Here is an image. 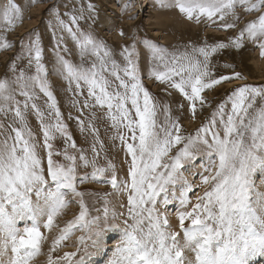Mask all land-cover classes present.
<instances>
[{
	"label": "snow or ice",
	"instance_id": "6c2138e0",
	"mask_svg": "<svg viewBox=\"0 0 264 264\" xmlns=\"http://www.w3.org/2000/svg\"><path fill=\"white\" fill-rule=\"evenodd\" d=\"M237 3L246 12L260 13L241 29L238 37L232 39L231 43L240 48L245 34L252 40L264 37V11H261L264 9V0H208L207 4L200 0H176L175 6L189 20L193 19L194 14L197 20L201 15H206L209 19L218 15L224 20L229 12H234ZM0 17L5 27H14L21 20L20 8L13 0H7L0 9ZM76 22L77 17L73 16L72 23ZM60 23L72 32L63 21ZM223 27L233 28L235 24L226 23ZM9 47L11 45L7 43L0 45V48ZM79 47L82 59L84 53L91 49L99 64L93 62L90 67L75 66L59 57L61 74L68 81L69 89L71 90L73 83L77 90H80L81 82L87 85L88 97L94 100L95 105L107 107L113 126L127 128L131 134L130 139L138 141L128 143L123 134L117 137L126 143L127 152L132 157L128 170L130 182L121 183L124 190L129 192L128 219L133 223L124 221L127 227L121 244L115 249L114 259L109 264H250L256 257H264V193L256 191L252 181V176L258 169L264 170V104L255 107L258 97L264 99V86L238 87L217 106L208 122L197 129L195 136L184 137L180 134L179 122L167 114V106L164 108V122L158 123L156 105L140 80L136 61L128 47L121 53L126 61L123 76L117 70L119 66L115 60H111V68L108 67L105 58L110 53L90 35L83 37ZM225 47L228 45L224 43L212 46L205 44L199 48L193 47L191 52L186 50L177 55L150 44L151 59L160 61L165 69L153 70L150 76H154L160 83H168L183 94L191 102V111L195 116L196 102L201 106L206 103L201 95L205 89H211L222 81L242 78L240 73H235L232 77L211 76L209 56ZM258 47L264 57V42H260ZM132 49L134 51V44ZM196 53L203 57V61ZM33 60L37 73L35 76L25 77L21 71L12 82L0 80V112L13 111L15 119L22 125L14 126L15 119L7 128L0 123V256L6 255L10 248L12 256L6 264H29L41 253L42 242L46 239L40 230L41 218L46 217L43 228L51 231L56 218L69 204L65 199L66 192L62 191L64 189L80 197V211L60 229L59 235L53 240L47 264H59V261L71 264V258L77 253L65 252L62 257L53 259L51 252L67 240L74 230L87 229L91 233L88 238L92 240V246L97 247V240L93 236L99 238L105 229L100 227V216L88 218L89 210L83 201L84 193L76 191V157L65 152L64 158L71 162L67 165L53 160L54 154H60L54 153L50 143L54 139L53 129L67 141H71L72 137L67 133L66 125L60 122L61 114L56 107L55 98L48 90L47 81L40 75L44 72V65L41 63L42 50L38 38L29 48L30 66ZM11 68L15 70L14 63ZM104 73L119 82L114 91H109L112 83ZM11 83L16 84L19 94L25 97V111L29 107L28 102L34 98V93L30 90L36 84H39L40 91L51 101L48 107L54 110L55 124L44 123V114L35 103L31 105L41 122L44 147L47 149L46 172L38 156L33 133L27 127L25 112L21 109L20 101L13 95L17 89H13ZM229 102L231 110L227 111ZM88 106L89 102L86 100L84 107ZM51 114L52 112L49 113ZM181 144L182 147L170 155L172 149ZM71 147H76L74 142ZM202 150L209 156H215L218 163L213 166L214 171L206 169L209 175L201 177L202 184H211V187L197 197V203L191 211L178 214L183 233L181 240L180 232L167 231L168 219L166 216L161 217L156 205L161 194H164L165 205L168 204V186L177 184L183 186L181 205L189 202L186 193L193 190L192 185L183 177L180 169L184 167L185 161L194 159L195 154ZM80 159L85 160V157L81 156ZM103 171L96 169L93 178ZM48 178L54 185V190L49 185ZM84 179L86 177H81V182ZM110 183L113 188L118 187L115 172ZM33 195L36 197L35 202L32 200ZM9 206L11 211L8 210ZM103 217L104 224L107 225V207L104 208ZM186 220L191 221L190 225L185 226ZM20 221H30L31 226L21 229L17 226ZM84 240V236L79 237L80 243H84ZM83 259L81 257L79 264H83ZM0 264L5 262L0 260Z\"/></svg>",
	"mask_w": 264,
	"mask_h": 264
},
{
	"label": "rangeland",
	"instance_id": "374dc122",
	"mask_svg": "<svg viewBox=\"0 0 264 264\" xmlns=\"http://www.w3.org/2000/svg\"><path fill=\"white\" fill-rule=\"evenodd\" d=\"M6 2L7 0H0V9ZM13 2L20 8L21 20L17 21L14 27L7 28L0 17V45L5 43L11 45L6 49L0 48V80L6 79L12 82L21 71L24 72L25 77L37 74L35 61L33 60L32 65H29V48L38 38L42 50L41 63L44 65V72L40 75L47 81L48 90L55 98L56 107L61 114L60 122L66 125V131L72 137L71 141H67L53 129L54 139L50 143L53 145L54 153H60L59 155L54 154L53 160L67 165L71 162L64 158L65 152L76 157V191L84 193L83 201L89 210L88 218L100 216V227L105 229L99 238L93 236V239L97 240V247L92 246V240L88 238L91 233L87 229L74 230L67 240L51 252V256L56 259L62 257L65 252H75L77 255L71 258V264H79L81 257L84 258L83 264H90L97 251L106 247L108 243L109 239H104L105 232L115 229V233L119 236L111 237L109 242L112 240L110 243L115 242V247H117L121 244L124 230L127 227L124 221L128 220V224L133 223L128 219L129 192L124 190L121 183L122 181L130 182L128 170L132 157L127 152L126 143L121 142L117 137L123 134L128 143H138V141L133 142L130 139L131 134L127 128L113 126L114 122L108 115L107 107L95 105L94 100L88 97L87 85L81 82V88L77 90L73 83L71 90L69 89L68 81L61 74L62 65L59 57H63L75 66L90 67L93 62L99 64L91 49L84 53L83 59L81 56L79 43L85 35H90L97 43L104 45V50L110 53V56L105 58L108 61V67L111 68V60H115L119 66L117 70L123 76L126 61L121 53L125 47H128L132 52V58L136 61L140 80L156 105L158 123L164 122L166 115L164 108L167 106L169 109L167 114L181 125L180 134L184 137L195 136L197 129L208 122L217 106L224 102L235 89L244 85L264 86V57L261 56V49L258 47L260 42H264V37L252 40L245 34L241 41L243 46L240 48H236L231 43L232 39L240 35L241 29L248 22L255 20L260 13L246 12L244 7L237 3L234 12H229L224 20H221L218 15L212 19L201 15L197 20L196 14L193 19L189 20L175 6L176 0H35V2L34 0H13ZM200 2L207 4L208 0H200ZM89 5L92 7L89 8ZM158 13L167 16L168 22H164L163 18L159 20ZM73 16L77 17L76 23H72ZM60 21L68 25L72 32L62 26ZM226 23L235 24V27L225 29L223 25ZM156 32L159 33L156 34ZM217 43H224L228 47L218 49L209 56L211 76L214 78L232 77L235 73H240L242 78L222 81L211 89H205L201 95L206 103L201 106L199 102H196V112L193 116L191 102L183 94L170 87L168 83H160L154 76H150L153 70L164 71L165 69L160 61L151 59L149 45L164 48L167 53L178 55L186 50L191 52L193 47L199 48L205 44L212 46ZM133 44L135 45L134 51ZM34 54L33 51L32 55ZM196 55L203 61L199 53ZM13 63L15 64L14 71L11 68ZM104 75L112 83L109 91H114L119 82L108 73ZM11 87L17 89L13 95L16 100L20 101L21 109L25 112L27 127L33 133L37 153L46 172L47 149L44 147L41 122L31 105L35 103L44 114V123L55 124L54 110L48 107L51 101L40 91L39 84H36L30 90L34 93V98L28 102L29 107L25 111L23 109L25 97L19 94L16 84L11 83ZM86 100L89 102L88 107H84ZM142 102L141 94V104ZM261 104H264V99L258 97L255 107ZM181 105L183 107H180ZM12 107L14 108L15 105L13 104ZM226 110H231L230 102ZM50 112H52L51 115H49ZM14 119L13 111L0 112V123L6 128L13 124ZM14 126L22 127L18 119H15ZM73 142L76 145L75 148L71 147ZM180 147L182 144L173 148L170 155H173ZM81 156L85 157V160H81ZM216 163H218L216 157L209 156L203 150L197 152L194 159L184 162L180 173L193 189L186 193L188 204L190 203L188 211H191L193 205L197 203V197L202 196L204 191L211 187V184L203 185L201 177L209 175L206 169L214 171L213 166ZM96 169L104 171L93 178V172ZM113 172L117 177V188H113L110 183ZM262 172V169H258L253 174L254 187L258 185ZM81 177H86V179L81 182ZM48 179L49 185L54 190V185L50 178ZM62 191L66 192L65 199L69 201L68 207L56 218L51 231L43 228L46 217H42L40 230L46 239L42 242L41 253L29 264H47L53 240L59 235L60 229L68 221L74 219L80 211V197L74 196L68 190L62 189ZM182 191V184L169 185V203L166 205L164 194H161L156 205L161 217L166 216L168 219L170 214H179L181 206L177 202L176 194L177 192L181 194ZM32 200L33 202L36 200L34 195ZM105 207L108 209L107 225L104 224L103 217ZM8 210L11 211L10 206ZM190 223V220H186L185 226ZM17 226L22 229L25 226H31V222L20 221ZM144 227H147V221ZM168 228L167 231L174 232L169 226ZM177 228L175 232H181L180 225ZM81 236L85 237L84 243L79 241ZM110 252L111 249L105 255L104 260L100 259L97 262L100 264L109 262L112 259ZM114 254L115 251L113 256ZM257 261L252 263L264 264V260ZM59 264H68V262L59 261Z\"/></svg>",
	"mask_w": 264,
	"mask_h": 264
},
{
	"label": "bare ground",
	"instance_id": "6f19581e",
	"mask_svg": "<svg viewBox=\"0 0 264 264\" xmlns=\"http://www.w3.org/2000/svg\"><path fill=\"white\" fill-rule=\"evenodd\" d=\"M157 18H159V20L161 18H163L164 22H168V17L167 16H164V14H161V13H158L157 15ZM165 24V23H163ZM159 33V32H156V34ZM261 170V169H260ZM257 185V184H256ZM256 191L258 192H261V193H264V170L263 172L261 173V177L260 179H258V185L256 187H254ZM176 197H177V202L179 203V205L181 206V210L179 212H182V211H188V208L190 206V203L186 204V205H181L180 203V200H181V194L180 192H177L176 194ZM43 220V218L41 219V221ZM168 222H169V227L171 230H173L174 232L178 229L177 226L179 225V218H178V214L177 215H173V214H170V216L168 217ZM116 228V227H115ZM169 229V228H168ZM115 229L114 230H108L107 232L104 233V239H111V237H114V236H119L118 233H115ZM182 237H183V233L180 232V238L182 240ZM108 240V243H106V247H102L100 250L97 251V253L95 254L96 256L93 258V260L90 261V264H100L98 263L100 259L104 260L105 259V255H107L109 253V249H111V252L112 253V259H114V256H113V252L115 251V249L117 247H115V242L113 243H110ZM97 250V249H96ZM11 249H9L8 253L4 256H0V257H3L2 259L0 258V260L4 261L5 264L6 262L8 261V259L12 256V253L10 252ZM188 255L191 257L192 254L191 253H188ZM111 256V255H110ZM109 257V255H108ZM98 259V260H97ZM110 260V261H111ZM257 260H264V257H256L254 258L250 264H254L252 262L254 261H257ZM98 261V262H97ZM109 261V262H110ZM109 262H107L106 264H109ZM258 262V261H257ZM88 264V263H87Z\"/></svg>",
	"mask_w": 264,
	"mask_h": 264
}]
</instances>
